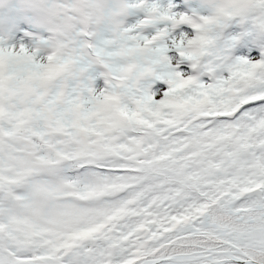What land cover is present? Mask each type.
I'll return each mask as SVG.
<instances>
[{
	"label": "snow or ice",
	"instance_id": "1",
	"mask_svg": "<svg viewBox=\"0 0 264 264\" xmlns=\"http://www.w3.org/2000/svg\"><path fill=\"white\" fill-rule=\"evenodd\" d=\"M0 264H264V0H0Z\"/></svg>",
	"mask_w": 264,
	"mask_h": 264
}]
</instances>
